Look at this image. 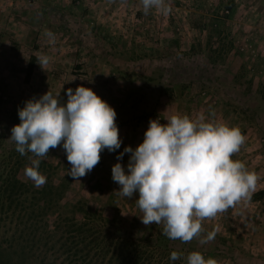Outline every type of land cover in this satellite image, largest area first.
<instances>
[{
  "label": "rangeland",
  "instance_id": "374dc122",
  "mask_svg": "<svg viewBox=\"0 0 264 264\" xmlns=\"http://www.w3.org/2000/svg\"><path fill=\"white\" fill-rule=\"evenodd\" d=\"M169 2L167 15L155 9L145 15L140 0H57L53 8L59 9L46 14L42 38H36L30 50L36 56L48 55L50 63L45 69L34 63L26 86L0 89V140H4L0 154L14 151L8 166L18 162L23 170L31 153L21 157L9 138L11 128L20 123L18 108L26 100L50 91L66 103L68 88L84 86L114 108L120 149L113 153L105 149L98 165L75 181L67 175L71 165L61 145L41 160V174L54 186L61 184L59 178L68 183L59 201L62 207L74 198L98 202L103 215L113 220L109 232L118 235L119 228L136 239L156 237L163 225L141 222L135 204L138 193L124 199L113 192L119 185L112 180L111 168L124 147L135 149L143 142L150 119L160 118L162 124L175 114L196 119L214 109L217 121L239 127L246 137L232 159L242 161L259 177L252 195L264 191V0ZM45 30L55 35L54 45ZM129 155L119 161L126 171ZM90 187H94L92 194ZM2 218L0 243L12 244L9 239L20 233L18 221ZM202 226L206 232H216L213 241H166L167 248L183 254L180 264H187L186 257L193 251L218 264H264V199L251 196ZM13 245L15 251L3 256V262H61L57 254L48 252L49 245L35 243L26 256L16 241Z\"/></svg>",
  "mask_w": 264,
  "mask_h": 264
},
{
  "label": "clouds",
  "instance_id": "9594fccd",
  "mask_svg": "<svg viewBox=\"0 0 264 264\" xmlns=\"http://www.w3.org/2000/svg\"><path fill=\"white\" fill-rule=\"evenodd\" d=\"M140 3L145 15L153 9L165 15L171 10L169 0ZM44 35L49 44H55L51 31L45 30ZM50 59L43 53L36 56L42 69ZM66 94V103L60 94L50 91L26 100L18 108L20 123L11 128L9 140L15 150L22 156L31 153L24 175L37 188L46 183L38 169L50 149L62 145L71 165L67 175L79 181L98 165L105 149L113 153L122 145L113 107L84 86L68 88ZM165 120L162 124L160 118L150 119L143 142L135 149L124 147L116 156L118 162L111 172L119 190L113 192L124 199L138 193L135 204L142 213L141 222L145 226L162 224V233L169 239L211 242L216 232H206L202 222L251 200L259 179L242 161L232 159L246 137L239 127L217 121L211 108L207 117L175 114ZM126 153L130 154L127 171L119 162ZM182 255L173 251L170 260ZM186 262L218 264L198 251L190 252Z\"/></svg>",
  "mask_w": 264,
  "mask_h": 264
},
{
  "label": "trees",
  "instance_id": "16d2710c",
  "mask_svg": "<svg viewBox=\"0 0 264 264\" xmlns=\"http://www.w3.org/2000/svg\"><path fill=\"white\" fill-rule=\"evenodd\" d=\"M33 61L31 58L27 64L26 79ZM2 143L4 140H0L1 148ZM13 156L14 151L0 154V217L6 216L10 222L18 221L20 233L17 238L12 236L9 240L16 241L17 248L22 247V255L31 254L33 245L42 243L45 248L49 245L51 255L57 254L61 261L59 264H180V259L170 260L174 248H167L169 238L163 235V228H159L156 237L147 235L140 239L128 236L119 228L118 235L109 232L113 220L103 215L98 202L74 198L62 207L59 201L68 190V183L59 178L61 184L58 186L46 182L37 188L25 177L21 163L8 166ZM41 163L40 173L43 171ZM93 188L89 189L91 194ZM252 197L255 200L264 199V191H258ZM13 241L6 245L0 243V264H13L10 259L4 262L2 259L15 251ZM109 251L112 256L106 262ZM176 252L180 253V250Z\"/></svg>",
  "mask_w": 264,
  "mask_h": 264
},
{
  "label": "crops",
  "instance_id": "0c3cea01",
  "mask_svg": "<svg viewBox=\"0 0 264 264\" xmlns=\"http://www.w3.org/2000/svg\"><path fill=\"white\" fill-rule=\"evenodd\" d=\"M56 2L57 0H0V89L8 91L28 84L35 68L32 67L26 79L27 64L31 58L34 60L32 66L37 64L36 54L30 50L36 46V38H42L40 28L43 24H48L46 14L52 11L55 13L59 9L53 8Z\"/></svg>",
  "mask_w": 264,
  "mask_h": 264
}]
</instances>
